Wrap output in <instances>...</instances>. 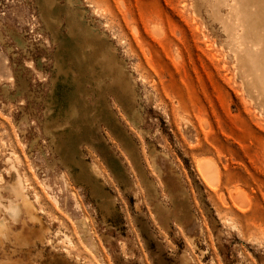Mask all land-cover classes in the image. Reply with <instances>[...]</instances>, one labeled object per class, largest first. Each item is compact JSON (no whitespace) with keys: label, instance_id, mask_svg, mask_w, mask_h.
I'll use <instances>...</instances> for the list:
<instances>
[{"label":"rangeland","instance_id":"rangeland-1","mask_svg":"<svg viewBox=\"0 0 264 264\" xmlns=\"http://www.w3.org/2000/svg\"><path fill=\"white\" fill-rule=\"evenodd\" d=\"M232 1L0 0V264H264Z\"/></svg>","mask_w":264,"mask_h":264},{"label":"bare ground","instance_id":"bare-ground-1","mask_svg":"<svg viewBox=\"0 0 264 264\" xmlns=\"http://www.w3.org/2000/svg\"><path fill=\"white\" fill-rule=\"evenodd\" d=\"M231 11L224 18V24L229 23L227 29L228 45L236 59V68H244L245 82L248 90L264 100V31L260 24L264 25V0H241L229 3ZM253 8V10H252ZM237 27L245 30L244 33L234 32ZM210 160H202L198 163L202 176L211 184L217 181V169ZM216 169V170H215Z\"/></svg>","mask_w":264,"mask_h":264}]
</instances>
